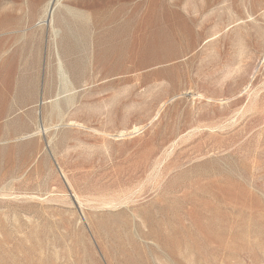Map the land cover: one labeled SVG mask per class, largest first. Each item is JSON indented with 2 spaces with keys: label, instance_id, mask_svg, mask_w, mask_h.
<instances>
[{
  "label": "rangeland",
  "instance_id": "rangeland-1",
  "mask_svg": "<svg viewBox=\"0 0 264 264\" xmlns=\"http://www.w3.org/2000/svg\"><path fill=\"white\" fill-rule=\"evenodd\" d=\"M0 264H264V0H0Z\"/></svg>",
  "mask_w": 264,
  "mask_h": 264
}]
</instances>
